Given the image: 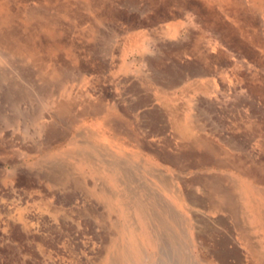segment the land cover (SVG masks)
<instances>
[{
    "label": "rangeland",
    "instance_id": "rangeland-1",
    "mask_svg": "<svg viewBox=\"0 0 264 264\" xmlns=\"http://www.w3.org/2000/svg\"><path fill=\"white\" fill-rule=\"evenodd\" d=\"M0 53V264H264V0H0Z\"/></svg>",
    "mask_w": 264,
    "mask_h": 264
},
{
    "label": "crops",
    "instance_id": "crops-1",
    "mask_svg": "<svg viewBox=\"0 0 264 264\" xmlns=\"http://www.w3.org/2000/svg\"><path fill=\"white\" fill-rule=\"evenodd\" d=\"M63 113V112H62ZM177 132H178V134L179 135H181L182 137H184V138H189V135H190V133H191V129H190V127H188V126H185V125H180L178 128H177ZM195 140H197L196 138H195ZM227 194V192H222V195L224 196V195H226ZM220 203H222V205H224L225 204V206H226V201L225 200H223L222 199V201L220 202Z\"/></svg>",
    "mask_w": 264,
    "mask_h": 264
},
{
    "label": "bare ground",
    "instance_id": "bare-ground-1",
    "mask_svg": "<svg viewBox=\"0 0 264 264\" xmlns=\"http://www.w3.org/2000/svg\"><path fill=\"white\" fill-rule=\"evenodd\" d=\"M1 54V53H0ZM9 55V54H8ZM4 57V56H3ZM13 57V56H12ZM238 144V143H237ZM226 206L227 207H230L231 205L229 203H226ZM231 210V209H230ZM173 251V250H172ZM119 258L123 259V256L120 255ZM117 259V256L116 257H113V261ZM240 262V261H239ZM184 264H189L186 259H184Z\"/></svg>",
    "mask_w": 264,
    "mask_h": 264
}]
</instances>
